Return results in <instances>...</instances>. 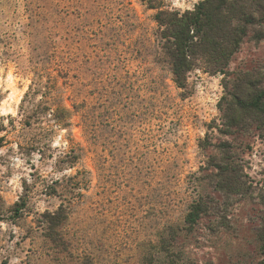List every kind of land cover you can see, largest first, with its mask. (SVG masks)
I'll use <instances>...</instances> for the list:
<instances>
[{
    "label": "rangeland",
    "instance_id": "1",
    "mask_svg": "<svg viewBox=\"0 0 264 264\" xmlns=\"http://www.w3.org/2000/svg\"><path fill=\"white\" fill-rule=\"evenodd\" d=\"M201 1L0 0V264L261 260L264 113L226 124L244 110L228 93L264 90V40L181 91L148 8ZM57 105L82 106L98 140L79 114L58 125ZM194 202L203 213L187 228Z\"/></svg>",
    "mask_w": 264,
    "mask_h": 264
},
{
    "label": "trees",
    "instance_id": "2",
    "mask_svg": "<svg viewBox=\"0 0 264 264\" xmlns=\"http://www.w3.org/2000/svg\"><path fill=\"white\" fill-rule=\"evenodd\" d=\"M148 8L156 10L154 21L158 52L168 63L172 81L181 91L187 89L192 71L201 69L211 75H227L231 58L247 38L264 40V0H203L191 11L184 12L163 11L151 5ZM228 94L244 110L238 119L227 122L226 126L240 128L247 115L255 116L253 125L256 126L259 113H264V90L261 87L253 89L247 94L246 101L239 99L235 93ZM27 95L29 94L25 96ZM50 109L51 114L48 113ZM46 110V114L51 115L58 125L68 124L66 122L71 117L79 114L78 125L85 139L95 142L98 140L97 122L82 106L72 105V111L63 105ZM2 141L0 137V146ZM71 153V162L75 163L79 154L75 149ZM202 213L199 204L192 203L184 218L187 228H192ZM64 218L61 208L47 215L49 229H58ZM168 231L170 235L173 234L171 228ZM257 264H264V224L261 233V260Z\"/></svg>",
    "mask_w": 264,
    "mask_h": 264
}]
</instances>
